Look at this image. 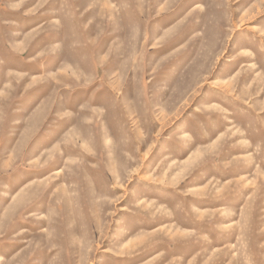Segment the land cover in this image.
<instances>
[{"label":"rangeland","instance_id":"rangeland-1","mask_svg":"<svg viewBox=\"0 0 264 264\" xmlns=\"http://www.w3.org/2000/svg\"><path fill=\"white\" fill-rule=\"evenodd\" d=\"M0 264H264V0H0Z\"/></svg>","mask_w":264,"mask_h":264}]
</instances>
